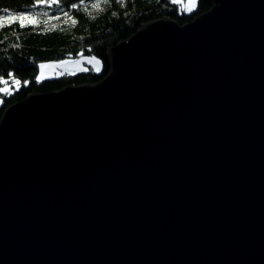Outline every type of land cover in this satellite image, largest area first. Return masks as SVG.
<instances>
[{"label": "water", "instance_id": "95a60500", "mask_svg": "<svg viewBox=\"0 0 264 264\" xmlns=\"http://www.w3.org/2000/svg\"><path fill=\"white\" fill-rule=\"evenodd\" d=\"M210 2L3 110L0 264H264V0Z\"/></svg>", "mask_w": 264, "mask_h": 264}, {"label": "trees", "instance_id": "16d2710c", "mask_svg": "<svg viewBox=\"0 0 264 264\" xmlns=\"http://www.w3.org/2000/svg\"><path fill=\"white\" fill-rule=\"evenodd\" d=\"M94 3L101 6L92 8ZM210 7V0H195L190 11H185L177 0H123V3L121 0L107 3L105 0H0V15L7 8L10 12H30L36 16V23L25 28H20L19 22L0 24V77L11 80L7 73L12 72L21 80L11 95H0V117L8 105L30 93L100 81L109 71L108 49L127 39L142 23L170 17L182 25ZM72 20L76 21L75 25ZM79 55L95 57L100 68L88 66L86 70L36 82L40 63ZM25 80L29 81L27 85L23 83Z\"/></svg>", "mask_w": 264, "mask_h": 264}, {"label": "snow or ice", "instance_id": "6c2138e0", "mask_svg": "<svg viewBox=\"0 0 264 264\" xmlns=\"http://www.w3.org/2000/svg\"><path fill=\"white\" fill-rule=\"evenodd\" d=\"M40 2H47V0H40ZM54 2V0H53ZM108 0H105V3H107ZM121 3H123V0H121ZM195 5V0H189V3L187 4V9L191 10V8ZM101 5L99 3H94L91 5L92 8H98ZM73 7H76V5H73ZM3 15H0V24H3L5 21H10V22H19V27L20 28H25L26 26H28V24H35L36 23V16L33 13L30 12H10L7 8L3 9ZM67 15V13L65 14ZM58 19V18H57ZM73 25H75L76 21L72 20ZM91 62H93L97 67L100 66V61L97 60L95 57H91L90 58ZM69 63H71V61H67V60H62L58 63H49V64H44L41 63L39 65V69L40 72L39 74L35 77L36 82H41L43 79H48L50 77L46 76L45 74V69H49V70H56V69H60L63 66L68 65ZM77 64H79V61H76ZM86 70V69H83ZM7 76L11 79V84L12 85H20L21 84V80L17 79L12 72H8ZM23 83L25 85H27L29 83V81L25 80L23 81ZM0 84H3L4 87H0V92H3L7 95H11V91L9 88V80L8 79H4L2 77H0Z\"/></svg>", "mask_w": 264, "mask_h": 264}, {"label": "rangeland", "instance_id": "374dc122", "mask_svg": "<svg viewBox=\"0 0 264 264\" xmlns=\"http://www.w3.org/2000/svg\"><path fill=\"white\" fill-rule=\"evenodd\" d=\"M177 1L180 4V6L182 8H184L185 11H190L187 9V4L189 3V0H177ZM90 58H91L90 56H83V55H79L77 57H68V58L63 59V60L71 61V63H69L68 65L63 66L60 69H56V70L45 69L44 71H45L46 76L52 78V77H56V76H59V75L65 74V73H73V72L79 71L81 69H85L88 66H92L93 69L98 70L100 68V66L97 67L93 62H91ZM60 61H62V60L44 62V64L58 63ZM76 61H79L80 63L77 64ZM39 72H40V69L38 68V74H39ZM0 87H4V85L1 84ZM17 87H18V85H12L11 80H9L10 91H12L13 89H15ZM1 94H4V93L0 92V95ZM0 106H1V98H0Z\"/></svg>", "mask_w": 264, "mask_h": 264}]
</instances>
